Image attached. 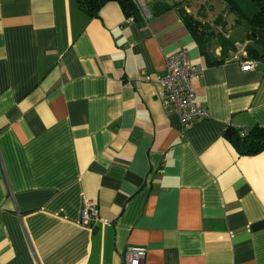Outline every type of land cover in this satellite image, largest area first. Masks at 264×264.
<instances>
[{"label": "crops", "instance_id": "1", "mask_svg": "<svg viewBox=\"0 0 264 264\" xmlns=\"http://www.w3.org/2000/svg\"><path fill=\"white\" fill-rule=\"evenodd\" d=\"M141 23L109 0H0V264H264V60L207 49L176 8ZM186 48L204 75L184 126L155 79ZM98 205L94 228L82 223Z\"/></svg>", "mask_w": 264, "mask_h": 264}, {"label": "trees", "instance_id": "2", "mask_svg": "<svg viewBox=\"0 0 264 264\" xmlns=\"http://www.w3.org/2000/svg\"><path fill=\"white\" fill-rule=\"evenodd\" d=\"M109 0H78L80 7L89 13L91 16H97L100 8ZM120 2L122 8L128 17L134 16V18L144 23L142 16L139 13L138 8L132 0H116ZM227 5L228 11L236 16L237 22H243L251 30L248 34V38L252 41L246 44L245 50L247 55L244 59H253L258 62L264 60V0H220ZM191 0L187 5H190ZM157 5L156 11L164 10L167 8H176L184 23L193 34L194 38L202 45L203 42L208 41L212 37H217L220 42L222 50L221 59H217L214 63H222L228 57L230 52L237 49L235 42L237 40L231 39L229 36L223 33H215L210 29L206 22L202 21L200 13L203 12V7L198 9V15H193L190 11H187L184 3L170 4L167 2H155ZM222 17L219 15L217 22ZM225 23L226 21H222ZM234 144L242 154H257L264 150V126L256 125L249 128L247 134L241 135L240 139L233 140Z\"/></svg>", "mask_w": 264, "mask_h": 264}, {"label": "built area", "instance_id": "3", "mask_svg": "<svg viewBox=\"0 0 264 264\" xmlns=\"http://www.w3.org/2000/svg\"><path fill=\"white\" fill-rule=\"evenodd\" d=\"M139 10L144 21L153 15L151 5L155 2H167L170 4L184 3L182 6L189 11L187 5L189 0H132ZM130 16L129 20H134ZM244 67L253 69L258 61L247 59L241 61ZM205 66L202 63H193L186 48L165 56L163 63L156 73V81L160 83L159 95L164 105L172 107L179 115L184 126L192 125L200 119L210 118V111L206 107L196 103V92L193 81L201 78L205 73ZM242 134H247L249 128L242 129ZM100 219L98 205L86 203L82 209V223L94 228ZM147 248L144 246L130 245L124 254L123 264H144Z\"/></svg>", "mask_w": 264, "mask_h": 264}, {"label": "rangeland", "instance_id": "4", "mask_svg": "<svg viewBox=\"0 0 264 264\" xmlns=\"http://www.w3.org/2000/svg\"><path fill=\"white\" fill-rule=\"evenodd\" d=\"M203 7V12L206 14H199L202 21L210 27L215 33H223L229 36L231 39L237 40L235 45L237 49L230 52V57H236L237 59H244L247 55L245 50L246 44L252 40L248 38V34L251 30L243 22H237L236 16L228 11L227 5L220 0H191L189 5V11L193 15H198V9ZM222 19L217 22L218 16ZM222 21H226L223 23ZM202 46L207 49H213L216 52V48H219L220 42L217 37H212L208 41L203 42Z\"/></svg>", "mask_w": 264, "mask_h": 264}, {"label": "water", "instance_id": "5", "mask_svg": "<svg viewBox=\"0 0 264 264\" xmlns=\"http://www.w3.org/2000/svg\"><path fill=\"white\" fill-rule=\"evenodd\" d=\"M227 133H228L229 135H232V136H233V140H237V139H240V138H241V135H240L239 133L234 134V132H233L231 129H229V130L227 131Z\"/></svg>", "mask_w": 264, "mask_h": 264}]
</instances>
